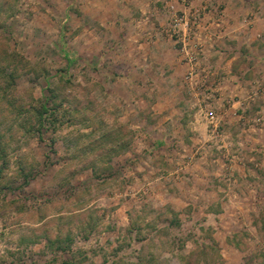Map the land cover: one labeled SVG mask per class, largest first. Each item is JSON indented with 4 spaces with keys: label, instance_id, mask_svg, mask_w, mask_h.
<instances>
[{
    "label": "rangeland",
    "instance_id": "rangeland-1",
    "mask_svg": "<svg viewBox=\"0 0 264 264\" xmlns=\"http://www.w3.org/2000/svg\"><path fill=\"white\" fill-rule=\"evenodd\" d=\"M122 1L0 0V264H264L261 89L223 118L199 64L184 114L153 108Z\"/></svg>",
    "mask_w": 264,
    "mask_h": 264
},
{
    "label": "crops",
    "instance_id": "crops-1",
    "mask_svg": "<svg viewBox=\"0 0 264 264\" xmlns=\"http://www.w3.org/2000/svg\"><path fill=\"white\" fill-rule=\"evenodd\" d=\"M123 1L120 3L122 6ZM139 3L137 8L141 17L137 19V24L119 37L135 48L131 53L140 62L131 73L140 75L144 80L141 84L154 93L153 108L172 106L174 113L184 114L186 103L193 102L192 98L186 97L196 96V90L189 86L192 82L184 75L193 72L197 76L199 64L204 66L201 71L208 69L218 76L217 83L211 87L212 102H220V105L223 102V118L233 110L231 105L225 106L228 98L236 101L232 96L241 98V92L245 91V99L239 102L246 104L251 100L247 99L249 91H262L264 96V0H192L188 8L178 0H140ZM103 6L116 9L106 0ZM162 10L166 18L160 19L158 11ZM146 12H151L152 16L155 12L157 17L145 20ZM182 12L193 19L185 48H182L172 28L174 15ZM189 53L193 57L195 55L199 62L188 63L186 55ZM246 72L248 80L240 83ZM126 81L134 83L132 79ZM174 113L167 119L172 118ZM198 115L194 129H199L201 138L213 140V130H209Z\"/></svg>",
    "mask_w": 264,
    "mask_h": 264
},
{
    "label": "built area",
    "instance_id": "built-area-1",
    "mask_svg": "<svg viewBox=\"0 0 264 264\" xmlns=\"http://www.w3.org/2000/svg\"><path fill=\"white\" fill-rule=\"evenodd\" d=\"M184 7L188 8L192 5V0H178ZM192 20L190 16L186 12H182L180 14H176L173 21V31L179 37V41L184 44V48L186 47V43L188 41L189 29L192 25ZM195 21V20H194ZM196 22V21H195ZM215 117L211 116V120Z\"/></svg>",
    "mask_w": 264,
    "mask_h": 264
},
{
    "label": "trees",
    "instance_id": "trees-1",
    "mask_svg": "<svg viewBox=\"0 0 264 264\" xmlns=\"http://www.w3.org/2000/svg\"><path fill=\"white\" fill-rule=\"evenodd\" d=\"M47 113H48V110H47L45 104H43L41 106V110H39V113H38V123H39V125H43L44 124V121H46L44 119V117H45V114H47ZM68 264H70V263H68Z\"/></svg>",
    "mask_w": 264,
    "mask_h": 264
}]
</instances>
